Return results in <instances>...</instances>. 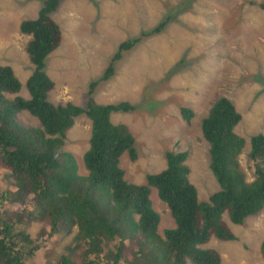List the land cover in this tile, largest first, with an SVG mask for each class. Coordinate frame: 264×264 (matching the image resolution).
<instances>
[{"label":"trees","instance_id":"obj_1","mask_svg":"<svg viewBox=\"0 0 264 264\" xmlns=\"http://www.w3.org/2000/svg\"><path fill=\"white\" fill-rule=\"evenodd\" d=\"M59 2L45 0L37 19H23L19 23L20 33L29 37L24 44L26 51L34 49V42L30 41L33 29L46 37H53L48 29L53 20L48 13L56 9ZM258 5L264 10V0ZM167 18L153 31H162L173 16ZM145 36L147 32L141 30L137 37L120 42L107 68L96 79L88 81V91L93 93L99 82H107L121 51L133 48L139 38ZM35 44L42 50H48L52 45L45 42ZM48 79L38 66L27 81L32 97L24 99L16 95L9 100L3 92L16 93L20 87L19 78L13 67L0 65V169L8 172L3 181L9 176L16 178L6 185L22 191L12 201L9 195L13 192H5L0 187V207L6 203H20L19 210L24 212L20 215L18 211L10 219H2L0 214V264H29L31 258L35 264H42L34 254L21 262L18 241L24 240L32 244V253L43 248L42 252L51 254L55 258L53 264H185L186 260H189L187 264H222L215 249L203 246L212 234L224 239L235 238L228 228L225 231L221 226L224 211L228 212L230 223L232 218L241 223L244 217L264 209V135L252 138L256 159L251 166L253 176L247 179L245 170L227 169L219 176V188L210 194L208 200H199L185 171L176 167V154L172 152L166 153V167L161 171L147 174L143 183H130L124 179L119 157L126 151L131 160H138L141 147L137 150L134 137L125 124L110 121V113L132 111L135 105L128 99L97 103L90 93L83 107L71 101L53 105L46 99L52 82ZM253 81L261 82L259 86L264 87L262 76L254 77ZM221 102L232 113L231 117L237 114L235 120L241 119L240 113L233 112L235 106L232 108L226 98ZM213 106L203 120L205 126L219 113L217 104ZM22 109L38 118L41 127L19 126L21 122L14 113ZM83 114L91 124L90 143L83 153L87 173H78L80 168L74 155L61 150L62 133L73 125L74 117ZM192 114L190 109H182L186 120ZM216 142L227 143V140L220 138ZM235 149L236 146L226 148L228 151ZM225 157V154L218 156L214 166ZM231 168L234 169L232 164ZM151 190H155L166 203L174 220L173 226L163 229V235L158 233L160 213L151 207ZM35 213H44L42 217L33 218L39 222L35 232L32 233L25 222V232L16 238L17 232L9 223ZM57 228L64 229L60 237L69 236V241L61 243L56 240ZM261 250L264 259V240Z\"/></svg>","mask_w":264,"mask_h":264},{"label":"rangeland","instance_id":"obj_2","mask_svg":"<svg viewBox=\"0 0 264 264\" xmlns=\"http://www.w3.org/2000/svg\"><path fill=\"white\" fill-rule=\"evenodd\" d=\"M185 1L62 0L58 4L57 11H62L65 5L75 10L79 15L78 26L69 27L61 32L64 46L59 47L57 51L65 49V52L61 56L55 54L46 56L43 70L54 82L66 80L68 84V90L65 91L68 92L66 99L82 107L88 98V80L91 77L95 78L104 68V63L106 65L109 62L110 49L114 50L116 44L119 45L128 38L137 37L142 29L147 32L146 40L143 37L139 38L133 48L123 50L130 57L126 63L115 66L118 74L107 82H99L92 94L97 103L128 99L136 107L128 112L110 113L111 122L126 124L135 139L137 150L142 148L140 149L142 154L135 162L129 160L127 152H123L119 157L124 179L130 183L145 182L147 174L162 170L157 169L164 166L163 152L177 147L180 141L182 143L180 148L187 147L194 143L197 135L200 136L199 130L196 129L199 117L195 114L186 129L192 128L191 132L183 136L188 138L186 140L182 138L180 141L176 138L175 134L179 133L186 123L178 113L173 117L170 108L173 111L174 107L170 105L172 101L167 96V91L191 98L186 99L188 103L202 110H206L208 105L201 103L203 101L197 94L208 99L209 105L219 95L229 100H233L235 94L240 101L243 98L246 100L251 98L255 101L254 118L258 123L264 120V87L259 86L262 85L261 82L253 81L256 76L264 78V11L255 8L263 0H209L211 3L208 12L203 7V2L208 0H193V6L184 7L194 14L191 19L184 12H180ZM219 3L222 5L221 11ZM42 4L43 0L10 2L0 0V65L7 64L13 67L19 80H24L28 75L19 68L20 64L25 66L27 62L21 59L16 62L9 55L14 56L16 60L19 55L26 52L24 44L29 37L20 33L17 23L23 19L35 18ZM218 11L222 17V20H219V27L213 18L219 16ZM167 14H171L173 19L167 22L162 31L159 29L157 33L154 32L156 25L162 24L171 16ZM65 17L71 21L68 16ZM8 26L16 27L18 34ZM89 32L93 38L96 37L97 43L93 51L85 49L87 46L90 47L89 42L85 41ZM216 46L222 47L216 50L217 54L214 52ZM181 61L182 64L178 63ZM61 63H64L61 65L64 68L53 69ZM92 65L94 70H90ZM195 65L209 69H205L204 75L198 76V68ZM177 85L183 86V90H178ZM20 90L21 94L26 93L24 86ZM27 96L28 94L23 97ZM172 100L176 104L179 103L178 97H173ZM164 109L167 110L163 111ZM17 120L24 126H27L28 122L32 125L39 124L37 118L27 111L20 112ZM180 125L181 127L177 129ZM90 129V120L83 114L76 117L73 126L66 132L64 148L77 155L76 161L79 164L87 147ZM195 147L202 150V143L197 142ZM207 161L199 155L192 163L198 162L202 165ZM251 166L252 162L248 160V166H244L247 179L253 176ZM79 168L80 172H83L80 165ZM5 175H8L7 170L0 169L1 189L7 183V180L3 182ZM10 179L13 182V178ZM218 188L217 182L208 181L205 186L199 187L200 199H207ZM16 191L17 194L22 192L17 189ZM9 196L12 197V201L15 199L13 194ZM149 198L152 208H157L160 213L158 233L162 234L164 228L173 226L172 218L166 210L167 205L157 198L155 190H151ZM158 201L160 203H157ZM29 208L28 206L27 210ZM0 211L2 219H10L18 211L20 215L24 213L19 210V204L12 203L3 204ZM29 217L34 218L35 215ZM250 218H254V226ZM250 218L236 224L230 223L229 217L223 215L228 230L235 238L212 243L222 254V264H264L260 252L264 240V209ZM22 220L17 218L16 221L9 223L13 231L17 232L16 238L25 232L26 227ZM25 222L29 230L35 232L39 222L34 219H26ZM255 226L260 229L257 231ZM63 233V228H57L55 238L60 242L69 241V236L60 237ZM18 244L21 253L31 251V243L24 240L18 241ZM112 246L113 244L110 248ZM42 249L36 250L35 254H39ZM31 259L32 263L29 264H35L34 259Z\"/></svg>","mask_w":264,"mask_h":264},{"label":"clouds","instance_id":"obj_3","mask_svg":"<svg viewBox=\"0 0 264 264\" xmlns=\"http://www.w3.org/2000/svg\"><path fill=\"white\" fill-rule=\"evenodd\" d=\"M10 1L11 0H9V2ZM44 1L45 0H43V2ZM60 1H62V0H60ZM210 3L211 2L209 0L203 2V7L205 8L206 12H208ZM250 4L253 7H255L254 4H252V3H250ZM186 5H192L193 6L194 1L193 0H186L181 11H180V12H184L185 14H187L189 19H191L194 16V14H192L189 10L184 9V7ZM219 5H220V11H221L222 5H221V3H219ZM41 7L39 9H41ZM6 8H8V7H6ZM57 8H58V6H56V9H54L48 13V17L53 20V24L51 25L50 28H48L53 33V37H46L45 35L40 34V33L36 32V30L33 29L32 33L30 34V41L34 42V49H30V51H26L23 54L19 55L18 59H16V60L13 58L14 56L9 55L16 62H19L20 59L25 60L27 62V64L25 66H22L20 64L19 68L23 69L26 73H28V75L24 80L20 79L23 84H21V82L19 80L20 87L16 93H13L12 91H4L3 92L4 96L7 99L13 100L16 95H18L24 99H30L32 96L28 90L29 87H28V82H27L29 79V76L38 69V66H39V70H41L43 74L45 73L43 70L44 69L43 62L46 61V56L51 55V54L61 56L62 53L65 52V49H59V51H57V49L59 47L62 48L64 46L63 40L61 38V32L64 31L65 29L69 28V27L76 28L78 26L79 15L75 12L74 9L68 8V7H66V5L64 6V9L62 11H57ZM255 8H258L259 10L264 11L262 8L259 7V5L256 6ZM220 11H218L219 16L217 18L211 16L214 18L215 21H217L218 27H219V20L220 19L222 20V17L220 15ZM65 15L68 16L71 19V21H68L66 19ZM167 15H171V14H167ZM37 17H38V15H36L35 18H29V20H35V19H37ZM15 21H17V20H15ZM17 24H18V28L20 29V24L19 23H17ZM8 28L13 30V31H16V33L18 34V29L16 27L13 28L11 26H8ZM15 28H16V30H15ZM142 30H145V29H142ZM143 38L146 40V36ZM85 41H88L89 45H90V47L87 46L85 49H88L91 51L95 50L94 49L95 44L97 43L96 37L93 38L91 33L89 32V34L85 38ZM36 42H45V43H48L50 45L52 44V45L48 50H44V49L42 50V49L37 47L38 44H35ZM4 44H5V42H4ZM7 45L9 46L8 41H7ZM220 49H222L221 46H216L214 49V52L216 53V50H220ZM117 50H118L117 44H116L114 50L111 51V49H110V53L108 54V56L110 58L109 62H110L111 58L113 57V55L117 52ZM43 52H45V55L42 56ZM129 57L130 56L126 52L121 51V57L114 61V68H113V73H112L111 77L118 74V72L115 71V66H117L119 64L126 63ZM104 59H103V61H104ZM64 63H65V61H64ZM64 63H61L60 66H58L57 68H53V69L64 68L63 66H61ZM108 63L106 65L104 63V65H105V66L103 65L104 68L97 74L96 77H98L100 75V73L104 69L107 68ZM178 63L182 64L183 62L181 61ZM195 67L198 68V72H199L198 76L200 74L202 75L205 72V69H209L208 67L197 66V65H195ZM90 70H94V65H92ZM96 77L95 78L91 77V78H89V80L90 79H96ZM22 78H23V76H22ZM48 78L52 82H51L50 87L47 89L48 91L46 94V99L49 102H51L53 105H58L61 103L63 104V103L69 102V99H66V95L68 94V92H65L68 90L67 81L66 80L60 81V83H59L57 80L54 82L49 75H47V79ZM22 86L25 87L26 93H24V94L20 93V91H21L20 89L22 88ZM177 86H178V88H177L178 90H183V86H181V85H177ZM89 93L91 94L90 96L92 97L93 93L88 91L87 94H89ZM26 94H28V96L23 97ZM166 94L170 98V100L172 101V103L170 105H172L174 107L173 111H172V108H170V111L173 113V117L178 113L182 116V118H183L182 121L186 123V126L183 127L179 133L175 134L176 138L179 141L182 138H184L185 140L188 138V136L187 137H183V136H185L191 132L192 128H189L188 130H186V129L188 128V123L191 121V119L196 116L195 114H197L199 117V124L196 127V129L199 130L200 136L197 135L194 143L187 146V147L180 148L179 146L182 144L180 141V144L177 147H172L168 151L163 152L164 166H162L161 168H158L157 170H160V169H163L166 167V163H167L166 153L167 152H172V153L176 154V160H177L176 161V167L185 171L186 179L188 182H191L195 186V188L198 192L199 200H208V198L207 199H200L199 187L205 186L208 181H213V182L218 183L219 176L224 174V172L227 169L233 170L235 172H239V171L243 172L244 166H248V160H250L252 162V164L256 160V159H254L255 158V152H254L255 151V145L253 143L252 138L255 139L256 135H258V134L264 135V120H263V122L258 123L257 120L254 118L253 105H254L255 101L252 102L251 98L248 100L243 98L240 101V99L236 96V94L233 95V100H229L225 96L219 95L218 97H215V99L212 101L211 105L208 104V99H206L204 96H200L197 94V97L199 99H202V101H203L201 103L208 105V108L206 110H202L201 108H194L193 106H191L188 103V100H191V98H185V95L183 96V95H181L177 92H173V91H167ZM173 97H178V99H179L178 104L173 102V100H172ZM194 98H196V96H194ZM222 98H226L230 102L229 105H231L232 108H233L234 104L236 103V106L233 109V112L235 111L237 113L238 112L240 113V115H241L240 120H235L234 117L237 116V114H235L233 117H231L232 113L230 114V112L226 108L225 104L223 102H221ZM183 99H184V101H183ZM186 99H188V100H186ZM194 101L197 102L196 99ZM54 102H57V103H54ZM214 104H217L218 107H216V109L218 110L219 113L216 117L209 120L208 125L205 126L206 124L203 123V120L209 116L212 108L214 107L213 106ZM169 106H167V108ZM184 108L190 109L191 112L193 113L189 120H186L184 118V116L182 115V109H184ZM166 110L167 109H164L163 111H166ZM23 111L29 112L26 109H22V110H16L14 114L19 115V113L23 112ZM161 113H163V112H161ZM228 113H229V115H228ZM161 115L162 114H160V118L162 117ZM76 117H78V116H76ZM76 117H74V121H75ZM12 120L15 121L14 118H12ZM37 121L39 122L38 125H32L29 122L27 123V126H24L21 123H18V124H19V126H21L23 128L41 127V123H40L38 118H37ZM203 125L205 126L204 128H203ZM180 127H181V125L177 129H179ZM69 128L68 127L65 128L63 133H62L61 150H68V149L64 148V144H65V140H66V132ZM127 128H128V126H127ZM204 129H205L206 133L204 132ZM128 130H129V128H128ZM130 133H131V131H130ZM220 138L225 140V141L227 140V143H223V142L217 143L216 140L220 139ZM134 141H135V139H134ZM197 142L202 143V150H199L197 147H195ZM89 143H90V139L88 138L87 139V147L83 151V153L88 149ZM234 146H236L235 150H233V151L226 150V148H233ZM68 151H70V150H68ZM70 152L74 155L75 159H77V155H75V153H73L72 151H70ZM124 152H126V151H124ZM83 153H82V160L80 161V164H79V162H77V161L76 162L78 165H80L83 168V173H87V169L84 167V164H83L84 163L83 162ZM222 154H225L226 157L218 165L214 166V160ZM138 155H141V151H138ZM199 155L201 157L206 158L208 160L207 163H204L202 165H200L198 162L192 163L194 160H196V158ZM129 160L131 162H133V160H131L130 158H129ZM263 160H264V157H263ZM135 161H137V160H135ZM231 164L234 166V169L231 168ZM84 169H86V170H84ZM78 173H82V172H80V169H78ZM10 177L13 178V182L16 181V178L14 176H9V178L6 179L7 182H11ZM13 182H11V183H13ZM6 184L7 183H5V185ZM3 191L13 192L12 194L14 196L18 195L16 189H11L10 185H6L3 188ZM157 198L160 199L158 196H157ZM157 203H160V202L158 201ZM164 205H166V203ZM167 208H168V206H166V210L169 213V216L172 218L170 211H169V208L168 209ZM154 210L158 213L157 208ZM0 214H1V218H2L1 211H0ZM224 214H226L229 217L228 212L224 211L221 214L220 223L222 224L221 226L223 227V229L226 231L227 226H226L225 221L223 219ZM34 215H35V217L36 216L42 217V216H44V213L43 214L35 213ZM254 215L244 217L243 221L246 218L249 219L250 217H252ZM159 216H160V214H159ZM22 219H23L22 221L25 223L26 219L32 220L33 218L27 217V218H22ZM229 219L231 220L230 217H229ZM253 219L254 218H250V221L252 222V225L254 226L255 222L253 221ZM159 220H160V218H159ZM172 221H174L173 218H172ZM232 222H234L236 224L242 223V222L241 223L238 222L235 218H232ZM158 225H159V221H158ZM256 229L258 231L260 229V227H256ZM162 235H163V233H162ZM60 239H63V238H60ZM230 240H233V239H224L223 237H220L216 234H212V235H210V237L207 240V247L205 246V244L203 247H206V248L209 247L211 249H215L218 252V255H219L218 257L220 258L222 254L219 253L217 247H215L212 243H218V242H222V241L224 242V241H230ZM65 242H66V240H65ZM65 242H61V243H65ZM46 252L39 251V254H35V252L32 253L31 251H24L21 253V251L19 250L18 255H19V257H21V262H24V260L27 259L30 254H34L37 258H39L42 261V264H53L52 260H54L55 258L51 254L46 253ZM44 253H46V256H43ZM188 262H189V260H186L185 264H187ZM191 264H193V263L191 262Z\"/></svg>","mask_w":264,"mask_h":264}]
</instances>
